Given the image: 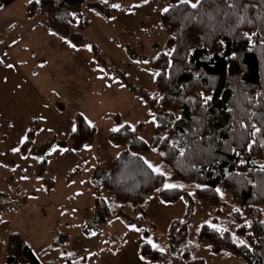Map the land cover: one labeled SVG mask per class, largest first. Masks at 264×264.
I'll use <instances>...</instances> for the list:
<instances>
[{
    "label": "rangeland",
    "instance_id": "1",
    "mask_svg": "<svg viewBox=\"0 0 264 264\" xmlns=\"http://www.w3.org/2000/svg\"><path fill=\"white\" fill-rule=\"evenodd\" d=\"M31 0H0V264H5L6 243L10 232L17 231L44 264H67L70 259L84 257L85 264H149L139 260L141 237L151 236L166 249L167 264H186L181 255H174L166 241L174 220L185 221L188 205L184 199L163 204L158 194L141 205L122 203L112 195L95 175L104 170L124 147H114L110 128L125 120L142 124L140 136L152 147L155 126L149 120L147 105L140 95L132 93L113 73H102L93 57L83 46L72 49L64 39L39 26L37 17L26 15ZM102 1V0H100ZM119 3L120 9L111 7ZM108 0L111 20L96 15L87 6L72 22L96 45L109 68L121 70L138 88L150 96L157 93L153 62L165 49L168 34L160 26V8L168 0ZM90 23L79 27L81 20ZM147 60L149 63H136ZM15 65L14 68L6 67ZM104 76V79L100 77ZM121 83L124 87H121ZM111 87H108V85ZM59 104L64 108H60ZM47 105V107H45ZM77 113L90 119L97 128L91 149L72 151L70 125ZM45 116L46 120L34 119ZM139 121V123H137ZM43 128L44 131H37ZM51 128L49 132L47 129ZM28 129L34 135L29 149L19 141ZM66 141L60 145L59 141ZM53 145L67 147L48 155ZM19 147V152L11 149ZM43 155L46 167L37 177L42 162L33 159ZM23 157H28L24 159ZM154 164L163 165L158 151L143 154ZM50 161V162H49ZM7 165L8 167H3ZM73 169H76L73 171ZM27 176L28 179H22ZM51 179L47 182L45 179ZM83 181V183L81 182ZM185 188V187H184ZM194 215L188 223L192 257H202L205 264H246V259L228 251L214 252L200 240L197 227L209 220L233 229L234 208H240L224 187V203L214 206L201 201L194 192ZM95 191L110 203L112 213L100 219L95 214ZM111 221V223H109ZM136 224L144 229L137 233L128 228ZM95 232V236L88 235ZM127 241V243H124ZM72 252L73 256L62 255ZM88 253L95 255L89 256ZM150 264H161L150 262Z\"/></svg>",
    "mask_w": 264,
    "mask_h": 264
},
{
    "label": "trees",
    "instance_id": "2",
    "mask_svg": "<svg viewBox=\"0 0 264 264\" xmlns=\"http://www.w3.org/2000/svg\"><path fill=\"white\" fill-rule=\"evenodd\" d=\"M236 2L247 5L246 11L240 7L228 9L224 0H203L199 9L180 5L175 11L161 13L160 24H163L168 39L165 49L153 62L156 72L161 73L155 78L158 96L164 97L159 102L136 87L121 70L107 67L96 45L72 29L76 16L70 13L79 14L86 3L108 18L111 17L108 3L100 0H31L25 6L26 15L37 17L43 29L55 32L77 46L92 44L97 65L115 74L132 93L143 96L148 100L147 106L156 112L161 126L155 127L152 147L137 139L142 124L136 126L135 133L127 128L120 133H110L111 142L124 148L119 158L116 156L108 162L103 170L105 176L100 182L112 195V200L117 199L124 204L132 202L141 205L154 194L170 202H177L183 197L188 205L186 223L174 220L166 241L171 252L181 255L186 264H205L204 258L191 256L193 244L188 233V223L195 210L188 187H195L196 184L208 185L204 189L194 188L201 201L214 206L222 205L224 201L215 192L216 187L222 186L231 193L233 202L240 205L242 210V213H233L235 227L223 235L202 224L200 240L207 242L214 252L228 251L243 256L246 264H264V224L260 223L264 221V172L259 170L260 165H264V147L259 143L264 140V0ZM169 3L175 4L176 0H168ZM190 15H195L196 19L186 20L185 16ZM89 23V20L83 19L78 26L85 28ZM171 49H175V52L169 66V57L164 53ZM169 72L170 77L166 75ZM201 93L212 96L206 106L203 105ZM59 107L64 108L61 104ZM176 116L182 119L177 121ZM84 118L81 113L76 114L75 123L79 131L69 135L76 150L83 149L85 144H93L97 135L96 126L89 127ZM241 123L249 127L245 129ZM253 124L260 127L262 132L255 137L258 143L249 152L246 145L252 138ZM164 133L168 134L169 140H177L186 147L184 157L170 149L169 141L159 139ZM33 135L32 130L23 149L30 148ZM59 143L65 145L66 141ZM229 146L240 155L228 151ZM157 147L159 151L168 153L161 156L163 165L171 169L172 177L184 184L185 188L155 192L165 178L153 174L143 161L131 155L135 152L143 157V154ZM240 159L247 163L240 164ZM45 167L46 160L41 163L38 178L43 177ZM236 173L243 176L237 178ZM45 180L52 184L51 179ZM100 193L95 191V214L104 219L112 213V208ZM246 219L252 221L251 227L244 225ZM232 233L246 240L251 249L236 243ZM140 253L149 262L168 263L164 253L146 242L141 245ZM85 261L74 258L67 264H85ZM5 264L44 263L19 232L13 231L6 243Z\"/></svg>",
    "mask_w": 264,
    "mask_h": 264
},
{
    "label": "snow or ice",
    "instance_id": "3",
    "mask_svg": "<svg viewBox=\"0 0 264 264\" xmlns=\"http://www.w3.org/2000/svg\"><path fill=\"white\" fill-rule=\"evenodd\" d=\"M103 3L107 4L108 3V0H102ZM149 3V0H141V4H138V5H133L131 6L128 11H131L132 8H135V7H140L144 4H148ZM224 3H225V6L228 8V9H236L237 7H240L242 10L246 11L247 9V5H242V4H238L236 2V0H224ZM203 4V0H176V3L175 4H172V3H169L167 4L166 6L160 8V12L162 14H167L169 12H172V11H175V9L177 7H179L180 5H185L187 6L188 8L190 9H199ZM112 8L114 9H120L121 8V5L119 3H113L111 5ZM70 15L72 16H77V13L76 12H72L70 13ZM96 15H100L99 12L96 13ZM241 19H243V17H240ZM108 19H111V20H114L116 19L115 17H108ZM185 19L186 20H191V19H196V16L195 15H190V16H185ZM161 27H163V24L160 25ZM52 35H57V33L55 32H52L51 33ZM246 36H249L248 33H245ZM61 39H64L65 40V43H67L72 49H77L78 50V46L77 44L73 43L71 40H68L66 39L65 37H61ZM249 39H251V37L249 36ZM221 43H223V41H221ZM85 49H87L89 52H91L93 50V45L92 44H89V43H86V44H83L82 45ZM193 52L195 51L194 49L192 50ZM175 52V49H171V50H168L166 51L164 54L166 56L169 57V60H168V65L171 66L172 65V59L171 57L173 56V53ZM233 55H235V53H233ZM158 58V57H157ZM0 63H3V60H0ZM136 63H144V64H147L149 63V61L147 60H144V61H136ZM6 67L8 68H14L15 65L13 64H7ZM99 68V66H98ZM99 71L102 72V73H105V70L103 68H99ZM105 75H107V73H105ZM161 75V73L159 71L153 73V77L154 78H157ZM166 75H168L170 77L171 73H166ZM101 79H104V76H101L100 77ZM113 79L119 83V78L118 77H113ZM108 87H111V85L109 84ZM121 87H124V85L121 83ZM202 97H203V105H208L209 101L212 100V96L208 95V96H205L203 93L200 94ZM151 99L152 100H155L157 102L161 101L164 99L163 96H158L156 93H152L151 94ZM140 101L141 103H143L144 105H147L148 104V100H146L143 96L140 97ZM47 107V105L45 106ZM205 111L207 110L206 107L204 109ZM148 116L150 117L149 120H145L144 123H152L155 127L159 128L161 126V121L158 119L157 117V114L156 112L152 111L151 108H149L148 110ZM81 115H83L81 113ZM34 119H38V120H46L47 117L45 116H39V117H34ZM86 123L88 124L89 127H92L94 128L95 125L94 123L88 119L87 117L84 118ZM175 119L178 121V120H181L182 117L180 116H176ZM137 123H139V121H137ZM173 126H175L174 122H173ZM241 127L243 128H248L249 125L247 124H244V123H241ZM253 131L251 132V139L249 140V142L247 143L246 145V150L251 152L252 149H253V146L256 145L258 143L257 139L255 138L257 136L258 133H261L262 132V129L260 127H257L256 125H251ZM125 128L129 129L131 132L135 133L136 132V123H132L131 121H128V120H125L121 123H118V124H115L113 127L110 128V131L113 132V133H120L122 130H124ZM32 129H28L27 132H31ZM38 132L39 131H44L43 128H40L37 130ZM47 131L51 132L52 129L49 128L47 129ZM70 131L71 133H77L79 131V127L78 125L75 123V122H72L71 125H70ZM137 139H139L141 142L147 144V140L144 139L143 136H140L138 137ZM161 141H169V147L171 150L173 151H178L179 153V156L180 157H184L186 155V147L185 146H182L180 144L179 141L177 140H169V137H168V134L167 133H164L160 138H159ZM199 139H203V137H200ZM209 139H211V137H209ZM29 140V136L27 135V133L25 135H23L19 141L20 144H24L25 142H27ZM260 145L262 147H264V140H260L259 141ZM225 144H227V142H225ZM92 145L91 144H85L84 145V148L85 149H91ZM114 147H119V145H114ZM60 151L61 153L63 152H68L69 149L67 147H61L60 145H53L49 152H48V155H51L52 153H55L57 151ZM72 151H76V149H71ZM12 152H19L20 149L19 147H14L11 149ZM152 151H159V148H153ZM228 151H231V152H234L236 153L237 156H239L240 154L238 152H236V149L235 148H232V147H228ZM159 154L161 156H166L168 155L167 152H163V151H159ZM117 158H119L120 156V153L118 152L117 154ZM131 155L133 157H136L137 159L143 161V164L147 166V169H150L151 172L155 175H158L160 177H164L165 179L161 182V187H158L155 189V192L157 193H160L162 191H171V190H175V189H183L185 187L184 184L182 183H174V182H171V173L170 172H167L164 170L163 166L160 165V164H154L152 161H150L149 159H147L146 157H142V156H139L138 153H131ZM24 159H27L28 157H23ZM33 159H35L36 161L38 162H44L45 160V156L43 155H38V156H34ZM50 162V161H49ZM218 162V161H216ZM239 163L240 164H245L247 163L245 160L243 159H240L239 160ZM3 167H8L7 165H2ZM193 168H195L196 166L195 165H192ZM76 169H73V171H75ZM261 172H264V165H260V169H259ZM229 175L231 176L232 174L229 173ZM235 176L237 178L243 176L242 173H236ZM22 179H25L27 180L28 177L27 176H23ZM83 183V181H81ZM249 183H252V181H248ZM196 188H200V189H204V188H207L208 185L206 184H196L195 185ZM215 192L217 194H219V196L221 198L224 197V192L222 191L221 188L219 187H216L215 188ZM190 195H194V193H189ZM149 200L153 199V197H149L148 198ZM181 199H183V197H181ZM161 203L163 204H167V203H170V201H165V200H161L160 201ZM187 203V202H186ZM234 211L236 212H241L242 213V210L240 208H234ZM109 223H111V221H109ZM181 223H186V221H181ZM204 225H208L210 226L211 228H213L215 231L219 232L220 235H223L225 232L229 231V229L223 227L222 225H217V224H214L212 223L211 221L209 220H205L204 222ZM261 224H264V221H260ZM244 225L247 226V227H251L252 226V221L251 220H245L244 221ZM200 227L202 226H198L197 227V232L200 231ZM237 227H241L240 225H237ZM128 228L132 231H135L137 233H141L144 231V229L142 228H139L137 227L136 224H128ZM88 235L90 236H95L96 233L95 232H89ZM232 236H233V239L236 243H238L239 245H242L244 247H247L249 249H251V245L248 244V242L246 240H243V239H240L238 236H236L235 233H232ZM141 239H143L148 245H151V247L153 249H156L158 250L159 252L163 253L166 251V249L164 247H162L159 243H157L151 236H147V237H141ZM124 243H127V241H124ZM210 247V246H209ZM62 255H66V256H73L74 253L72 252H67V253H62ZM89 256H92V255H95L94 253H88ZM195 258V257H193ZM81 260L84 259V257H81L80 258ZM139 260L141 261H145L146 260V257L144 255H140L139 256ZM150 264V262H149Z\"/></svg>",
    "mask_w": 264,
    "mask_h": 264
},
{
    "label": "water",
    "instance_id": "4",
    "mask_svg": "<svg viewBox=\"0 0 264 264\" xmlns=\"http://www.w3.org/2000/svg\"><path fill=\"white\" fill-rule=\"evenodd\" d=\"M105 176V173L103 170H98V173L95 175V177L98 179V180H101L103 179Z\"/></svg>",
    "mask_w": 264,
    "mask_h": 264
},
{
    "label": "crops",
    "instance_id": "5",
    "mask_svg": "<svg viewBox=\"0 0 264 264\" xmlns=\"http://www.w3.org/2000/svg\"><path fill=\"white\" fill-rule=\"evenodd\" d=\"M13 232V231H12Z\"/></svg>",
    "mask_w": 264,
    "mask_h": 264
}]
</instances>
